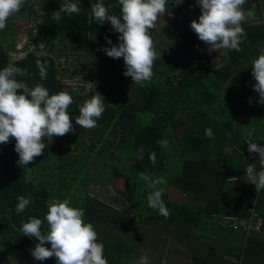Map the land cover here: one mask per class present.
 Returning a JSON list of instances; mask_svg holds the SVG:
<instances>
[{"label": "trees", "instance_id": "16d2710c", "mask_svg": "<svg viewBox=\"0 0 264 264\" xmlns=\"http://www.w3.org/2000/svg\"><path fill=\"white\" fill-rule=\"evenodd\" d=\"M64 2L30 0L29 11L23 10V5L19 12L23 14L24 39L19 48L13 42L17 15L0 30V69L14 65L25 72L16 79L29 88L40 83L50 95L61 91L70 94L73 103L68 113L75 128L69 138L44 137L42 155L26 166L17 163L14 137L0 144V264H10L16 256L33 258L30 249L39 241L23 235L22 222L29 216L43 220L51 198L71 195L72 205L85 210L86 222L105 224L107 230L120 234L107 236L105 241L98 238L108 264H129L130 228L141 223L164 224V234L176 238L175 245L183 247L182 256L188 264H264V190L257 193L254 184L241 178L249 164L257 172L262 170L259 153H249L245 139L246 133L255 129L252 139L264 145V105L253 90L256 81L251 67L264 49V0H246L243 10L247 12L255 5V16L242 24L247 35L240 51L220 49L225 59L218 69L201 66V61H208L207 44L182 28V20L169 18L154 43L164 52L155 59L152 79L143 86L124 76L122 58L113 59L97 50L108 46L106 35L118 44L119 33L107 21L103 25L95 21L91 4L96 0H72L78 3L80 13H61L56 21L53 11ZM102 2L106 7L115 5L119 15L118 0ZM149 32L153 38V28ZM200 43L202 48L197 50ZM37 60L47 64L46 79L39 76ZM221 68L227 76L224 91L208 78L210 72ZM77 74H81V85L73 86L69 80ZM84 81H91V86L86 88ZM98 92L105 99V111L97 127L80 128L75 124L79 107ZM228 102L230 108H226ZM161 139L168 141L167 148L157 144ZM209 145L216 148L204 151ZM124 147L130 152L128 171L117 167L122 158L119 151ZM141 147L143 160L138 161ZM152 152L156 154L155 165L150 161ZM98 160L115 178L126 181L127 188L117 193L133 215L85 190L88 185L103 184L96 170L89 172V164ZM140 172L151 174L153 179H166L167 183L158 187L165 189L162 199L171 211L169 218L148 206L147 196L152 190L138 180ZM77 179L82 185L81 196L73 184ZM21 195L32 202L18 214L15 209ZM251 207L260 217L258 230L247 228V223L243 227L238 224L239 219L247 221ZM46 230L45 221L42 231ZM213 242H222L223 248L206 254V246ZM28 261L30 264L32 259ZM40 262L56 264V258Z\"/></svg>", "mask_w": 264, "mask_h": 264}, {"label": "clouds", "instance_id": "9594fccd", "mask_svg": "<svg viewBox=\"0 0 264 264\" xmlns=\"http://www.w3.org/2000/svg\"><path fill=\"white\" fill-rule=\"evenodd\" d=\"M183 0H118L119 15L111 9L115 5L105 6L102 0L91 4V13L97 23L103 25L107 21L111 29L119 33L118 44H113L106 35V47L98 48L108 57L123 59L124 76H130L132 82L143 86L152 79L153 64L157 58L153 40L149 30L156 26L159 18L166 12L173 13L167 5L181 4ZM200 7L198 20L193 19L191 29L198 39L210 46V50L240 51V45L246 38L243 22L255 16V5L245 12L243 5L246 0H197ZM25 0H0V30L7 26L8 19L18 13ZM81 8L72 0H65L57 11H53V19L59 21L61 13L79 14ZM43 47V45H41ZM41 80L47 77V64L37 60ZM252 77L256 81L253 90L259 94V103L264 105V49L252 61ZM24 76L23 69L14 65L0 69V144L10 142L15 138V151L19 154L18 165H28L35 157L42 155L46 145L44 137H63L69 132H75L72 118L68 113L73 98L67 92L49 94V90L40 83L29 88L16 76ZM104 97L97 93L86 99L79 107V115L75 124L80 128L93 129L97 127V120L105 111ZM251 98L249 103H251ZM255 129L246 133L249 153H259L261 171L257 172L252 164L246 171L248 181L255 185L256 192L264 190V145L256 143L252 137ZM157 144L162 148L168 147V141L161 139ZM144 149L137 153V160H143ZM150 161L156 164L155 152L150 153ZM230 177L229 180H236ZM138 180L146 182L152 191L147 196L148 206L162 215L165 219L171 215L170 209L162 199L165 189L158 187L167 183L164 177L152 178L146 172H140ZM30 198L18 197L16 212L23 213L31 203ZM48 211L44 219L29 216L21 224V232L29 238H36L39 242L30 249L35 260L44 261L55 257L56 264H108L104 256L103 242L98 240V233L91 222L84 219L85 210L75 207L71 197L59 199L51 198L47 202ZM254 210V209H253ZM255 211V210H254ZM256 213V212H255ZM257 215V214H256ZM257 217H259L257 215ZM260 218V217H259ZM47 222L46 233L42 225ZM261 225V224H260ZM50 247H46L45 243ZM136 264H149L148 256H142Z\"/></svg>", "mask_w": 264, "mask_h": 264}, {"label": "rangeland", "instance_id": "374dc122", "mask_svg": "<svg viewBox=\"0 0 264 264\" xmlns=\"http://www.w3.org/2000/svg\"><path fill=\"white\" fill-rule=\"evenodd\" d=\"M30 0H25V8L23 10L29 11L28 3ZM32 3V1H31ZM36 6L32 5V8ZM168 9L173 13V16H169L167 12L158 19L156 26L153 28L154 36L152 38L153 44L159 40V38L162 36L160 33L161 26L169 19H175V20H182L184 23L182 25V28L189 30L190 33H192L196 38H198L197 34L191 29L190 23L193 19L198 20L200 15V7L197 3V0H188L179 4L178 6H174L172 3L167 5ZM37 8V7H36ZM113 13L116 14L115 8L113 7L111 9ZM18 20L14 22L13 28L16 30L13 34V42L16 45L17 48H19L22 45L24 36L21 32V28H23L25 25L23 24L22 16L23 14L21 12L16 13ZM264 16V14H262ZM264 21V19H263ZM201 42V40H199ZM203 42V41H202ZM205 43V42H203ZM155 48V51L157 53V57L163 54V50H159L158 48ZM202 48V43H200L199 46L196 47L197 50H200ZM195 49V50H196ZM205 51L208 53V61L206 64L201 61V66L203 67H211V69L219 68L221 64H224L223 61L225 59L224 53L222 50H210V46L207 44V46L204 48ZM196 52V51H195ZM20 56V54H18ZM17 56V57H18ZM160 68V67H159ZM225 68H221L220 70L216 72H210L208 74V78L213 79L216 84L221 88V91H224V81L226 79V74L224 73ZM154 73V72H153ZM68 81V79H67ZM78 81L80 84H78ZM81 74L75 75L71 80H69L70 84L73 86L81 85ZM91 81H84V85L86 88L91 86ZM231 103H226V108L231 107ZM207 133V131H205ZM65 138H69V133L64 135ZM213 148H216L214 145H209V147H205L204 151L209 152ZM119 155L122 157L119 164H117V167L121 169V166L123 169L128 171L130 169V162L128 163V156L130 155V152H128L125 147L121 148L119 151ZM108 163L113 164L114 162L108 161ZM106 164V163H105ZM95 167V169L93 168ZM95 171L98 173L97 177L98 180L101 181L100 185L91 184L88 185V187H85V190L89 195H93L98 197L100 200L104 201L110 206L116 207L120 210H123L128 215H133V212L130 210L129 207L124 203V200L118 196L117 190H124L127 188L126 181L115 178L112 173L109 172L108 167L102 168L101 162L98 160L97 162L93 164H89V172L92 173V171ZM103 174L105 176V179L103 177ZM32 174L27 173V176L30 177ZM91 177H88L90 179ZM241 178H245L246 180H249L247 176H242ZM73 184L76 186L78 191L76 194L81 196V190L82 185L79 184L78 179L73 181ZM80 191V192H79ZM169 192H172L173 190L169 188ZM73 194V190L71 192ZM70 195V193H69ZM74 195H71L73 197ZM137 224L130 228V242H131V252L129 257V264H136V262L142 257V256H148L149 258V264H188L189 261L184 258L182 246L181 245H175V240L173 236H167L165 235L166 227L164 224H161V226H156L153 224ZM100 226L101 228H99ZM107 225L98 223L94 224V227L100 236H98L101 241L107 240L108 238H113L114 236H120L115 231L107 230L105 228ZM105 229V230H104ZM102 231V232H101ZM200 231V230H199ZM197 238V237H196ZM201 242V241H200ZM198 242V243H200ZM216 247L223 248L222 242H213L212 245L206 246V254H210V250ZM28 260L32 261L30 264H41L40 261L35 260L34 258H27ZM26 258H23L21 256H16L13 258L10 262V264H29V261Z\"/></svg>", "mask_w": 264, "mask_h": 264}, {"label": "built area", "instance_id": "2783aa9c", "mask_svg": "<svg viewBox=\"0 0 264 264\" xmlns=\"http://www.w3.org/2000/svg\"><path fill=\"white\" fill-rule=\"evenodd\" d=\"M262 14H264V12H262ZM246 223H247L246 225L247 228L258 230V228L260 227V224H261L260 218L257 217L252 207L249 210V217L247 218V221L245 222V224Z\"/></svg>", "mask_w": 264, "mask_h": 264}, {"label": "water", "instance_id": "95a60500", "mask_svg": "<svg viewBox=\"0 0 264 264\" xmlns=\"http://www.w3.org/2000/svg\"><path fill=\"white\" fill-rule=\"evenodd\" d=\"M238 224L243 227L245 225V220L244 219H239Z\"/></svg>", "mask_w": 264, "mask_h": 264}, {"label": "crops", "instance_id": "0c3cea01", "mask_svg": "<svg viewBox=\"0 0 264 264\" xmlns=\"http://www.w3.org/2000/svg\"><path fill=\"white\" fill-rule=\"evenodd\" d=\"M262 245H263V248H264V242H263V244H262Z\"/></svg>", "mask_w": 264, "mask_h": 264}]
</instances>
